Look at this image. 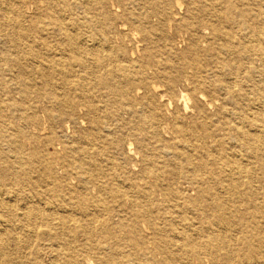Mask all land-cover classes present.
I'll return each instance as SVG.
<instances>
[{
  "label": "rangeland",
  "instance_id": "obj_1",
  "mask_svg": "<svg viewBox=\"0 0 264 264\" xmlns=\"http://www.w3.org/2000/svg\"><path fill=\"white\" fill-rule=\"evenodd\" d=\"M175 1L104 0L107 6L113 3L111 11L115 14L111 19L109 18V25L106 24L108 26H102L101 21L107 16L103 1L51 0L49 13L54 18L40 15L39 20L43 24L49 21L50 26L62 23L69 31L74 30L78 35L77 38L85 43V46H79L77 51H65L64 56L71 58L68 59L69 68L74 70L66 85L58 91L62 95L63 104L69 105L65 107L68 109L66 115L58 114L53 118L48 115L52 109L61 108L63 105L54 103L52 98L54 89L58 90L60 84L56 74L53 75L51 82L44 81L41 76H35L30 88L23 92L20 76L16 75L13 68L8 65L7 67L0 61V171L5 165H11L13 160L26 161V171L30 176L45 179L46 176L54 174V181H59L60 189L65 188L67 180L69 184L64 190L71 187L73 192L72 198L65 196L63 190L43 195L40 200L43 203L38 205L39 213L32 212L34 209L32 203L38 200L35 196L32 198L33 201L26 202L24 209L18 210L27 212V215H21L23 217L21 225H18L14 232L18 237L17 240L22 245L24 242L27 248H20L16 254L17 260L24 261V264H48L52 249L62 241L67 242L68 231L65 228L75 226L74 221L68 218L79 216L83 208H87L92 214L97 212V219L91 222L93 227L97 228V232L105 230L101 227L102 217L103 219L109 217L112 222L118 221L120 216L128 218L133 215L135 218L139 206L153 211L154 204L168 205L173 218H178V215L183 216L181 206L184 201L191 199L194 189L182 174L184 163L182 153L187 151L189 155L209 158L214 150H202V146L198 143L189 146L167 134L156 142V148L150 150V154H144L143 147L138 144V141L144 138L141 134L143 132L136 129V125L141 121H136L135 116L145 113L142 111L148 109L147 103L158 104L159 93L173 95L185 77L190 78L196 85H207V94L213 96H215L213 93L217 94V92L222 94V90H213L208 88V85L221 82L224 84V96L228 98L233 91L243 109H264V0H178L183 4L180 9L175 7ZM95 2L100 9L97 11L100 15L94 16L93 19L90 7H94ZM206 2L211 3L212 7L206 5L207 11L203 13L201 9ZM229 3L234 8L225 7ZM26 5L27 15L38 14L39 11L35 9L33 2L29 1ZM227 8L231 10L226 11ZM238 9L239 13L236 12ZM188 10H192L190 13L201 19L190 20ZM129 14L132 20L129 19ZM229 17H232L234 22H229L227 20ZM28 18L27 16L25 19ZM94 22L96 25L93 24ZM120 25L125 29L120 30ZM190 25H195L194 35L189 28ZM217 28L222 31L221 38L213 34ZM203 29L206 30L205 33L202 32ZM132 31L134 38H129ZM64 33L65 29L59 28L56 33L54 32L55 35L47 38L51 48L53 47L52 50H60L56 41L58 40L59 43V40L64 38ZM232 33L244 37V45H238ZM90 44L96 48L94 55L89 51ZM115 47H119L120 50H113ZM188 49H191L190 52ZM226 49H229L231 54L224 53ZM4 50L8 52L7 48ZM2 51L3 49H0V54H3ZM45 52L44 48H38L42 59L47 58ZM246 52L249 53L248 56ZM75 55L79 57L77 61L72 60ZM84 65L86 71L97 70L95 75L97 79L95 76L82 81L77 79L76 74L81 73ZM119 65L123 66L124 73H132L134 76L130 82L122 74L116 73L119 72ZM226 67L231 70V74L226 77L210 75L211 72ZM220 78H223V81H217ZM163 84H169L171 88L166 90ZM154 86H159L158 91L153 92ZM188 93L192 95L190 89ZM189 102L193 104L192 101ZM90 104L97 109L94 117L88 113ZM7 109H27L21 115H27L28 119L22 118L20 111L19 113L13 111L14 113L11 114ZM168 110L172 114L175 108ZM165 118L167 121L171 119L162 110V120ZM158 119L156 116V121ZM10 126L13 128L19 126V128L15 127L12 130ZM169 126L171 132V124ZM14 131L15 139L21 141L23 145V149L19 151L13 150L8 145V135ZM49 139L50 143L46 141ZM18 142L17 144H20ZM128 142H132L136 154L133 151V154L129 153ZM8 148L11 149L10 152ZM31 149H34V154L28 158L27 154ZM127 176L134 177L135 186L146 199L140 196L138 199L140 203L133 204L132 197L138 195L133 193L131 197H124L122 208H118L111 200V196L112 194L119 196V190L122 188L127 191L132 189ZM255 179H259V175ZM261 184H264V181L253 182L254 187ZM82 185L87 186V197L100 196L99 201L90 205L78 202L77 199L81 194L75 189ZM172 187L175 192L173 197ZM21 192L20 194L13 192L11 195L22 197L28 193V190ZM257 194L260 203L255 216L259 223L250 222L249 219H247L249 222L246 221L245 216L249 217L250 214L245 207L235 213L234 210L230 211L228 221L220 222L225 223L220 229H226L228 233V237L221 240L222 251L234 256L249 253L250 247L245 249L238 243L245 238L251 244L264 232V202H262L264 190L258 188L256 196ZM236 198L237 193L232 194L231 201ZM251 198L246 197L248 200ZM231 201L232 204L237 202ZM197 204L203 207L204 203L197 202ZM172 206L175 208H171ZM1 211L0 208V214ZM199 211L198 219H209L205 218L204 211ZM190 216L191 212H187L185 217L189 219ZM241 216L245 219L243 225L238 223ZM156 217V214L151 212L140 221L141 227L145 224L149 229L143 231L145 237L143 240H145L144 246L151 250V255L137 257L131 254L129 258L131 262L150 264L151 260H162V255L157 251L153 252V244L148 242L151 236L150 228L152 230L154 227L153 223L159 226ZM85 220H90V216H86ZM195 225L194 223L193 226ZM57 229L58 238L47 236L49 231ZM69 230L71 234L73 232L78 234L76 229ZM83 238L82 235L77 239L71 238L70 244L73 248L79 249V242L82 243ZM7 245L12 249L15 246L12 241H8ZM86 247L90 248L89 245ZM87 250H79L77 256L79 255L78 259L81 261L85 260V256L90 258L91 264H97L105 254L98 247L91 249V252ZM34 252L37 255L33 254ZM0 264L4 263L0 262Z\"/></svg>",
  "mask_w": 264,
  "mask_h": 264
},
{
  "label": "bare ground",
  "instance_id": "obj_2",
  "mask_svg": "<svg viewBox=\"0 0 264 264\" xmlns=\"http://www.w3.org/2000/svg\"><path fill=\"white\" fill-rule=\"evenodd\" d=\"M29 1L33 2L35 9L39 11L38 14L34 16L27 15L26 8L28 6L26 4ZM100 1L104 3V0ZM104 5L107 16L101 21L102 26L108 24L109 18L111 19L113 14H115L111 11L112 6H114L113 3L108 4V6L104 3ZM174 5L180 9L183 4L176 0ZM206 5L212 7L211 3L206 2L201 9L203 13L207 11ZM225 7L234 8L230 3ZM50 8L51 0H0V49H3V54H0V61L6 66L13 68L16 75L20 76L23 92L30 88L35 76H41L44 81L49 82L53 75L56 74L60 84L57 87L58 90L54 89L52 98L54 103L63 104L62 95L58 91L66 85L68 78L74 74V70L69 68L68 59L71 58L64 56L66 55L65 51H77L78 47L81 45L85 46V43L80 38H77L78 35L74 30L69 31L62 23L50 26L48 21L43 24L39 20L40 15L54 18L49 13L51 12V10L49 11ZM85 8L88 9L87 7ZM90 10L93 14V19L94 16L100 15L97 12L100 11L99 7L97 8V2H95L94 7H90ZM230 10V8H227L226 11ZM190 12L192 10H188L190 20L201 19ZM236 12L239 13V9ZM213 13L215 12L213 11ZM27 16L29 18L25 19ZM199 16L202 17L201 15ZM175 17L177 16L175 15ZM129 19L132 20L130 14ZM227 20L234 22L232 17ZM194 27L195 25L189 26L190 30L193 31V35L196 32ZM59 28L65 29L64 38L59 40V43L58 40L56 41L60 50H52L53 47L51 48L47 38L50 35H55L54 32L56 33ZM119 29L122 30L125 27L120 25ZM202 32L205 33L206 30L203 29ZM213 34L217 38L223 36L219 28L215 29ZM233 34L236 37V43L244 45L245 38L235 33ZM129 36V38H134L133 31ZM39 47L44 48L47 58H41L38 53ZM6 48L7 53L4 50ZM113 50L119 51L120 48L115 47ZM188 50L190 52L191 49ZM89 51L94 55L96 48L90 44ZM224 53L231 54L229 49H226ZM248 54L246 52L247 56ZM78 58L75 55L72 60L77 61ZM85 67V65L82 66L81 73L76 74L77 79L80 81L97 74V70L86 71ZM118 71L116 73L122 74L129 82L130 79L134 78L132 73H124L121 65H119ZM230 72L229 67H226L211 72L210 75L226 77L231 74ZM217 81H223V78ZM162 86L166 90L171 88L169 84H163ZM158 87L154 86L152 88L153 92L158 91ZM208 88L222 90V94L221 92H217L218 95L213 93L215 96L207 94V85H196L190 78L185 77L181 86L177 88V91L173 92V95L169 94L167 96L164 92L159 93L158 104L155 102L147 103L146 108L148 109L142 111L145 113L135 116L136 121H141V123L136 125V129L143 132L141 134H143L144 138H141L138 144L143 147L144 154H150V150L156 148V142L163 135L167 136V134H171L174 140L182 141L189 146L198 143L202 146V150H214L209 158L201 155H189L187 151L182 153L184 160L182 174L194 189L191 199L184 201L185 203L181 206L183 216L178 215V218H173L168 205L154 204L155 209L153 211L139 206L135 213V218L133 215L128 218L120 216L118 221L112 222L109 217L104 219L102 217L101 227L105 228V230L97 232V228L91 224L92 221L97 219V212L92 214L87 208H83L79 216L68 218V220L74 221L75 226L71 225V227L65 228L68 231L67 242L62 241L56 245L57 247L52 249L48 264H91V259L86 256L83 261L78 259L79 255L77 256V252L83 249H88L87 251L91 252V249L94 250L97 247L100 251L105 252L97 264H135L130 261L131 259L129 260L131 254L137 257L139 255H151V250L144 246L145 240H143L145 238L143 231H148L149 229H147L148 226H145V224H142L143 226L141 227L140 222L146 214L151 212L156 214L159 226L153 223L154 227H152V230L150 228L151 236L148 242L153 244V252L157 251L163 258L161 261L151 260L149 261L150 264H264V232L259 234L251 244L245 238H242L241 243L238 244H241L245 249L247 247L251 249L249 253L246 252L245 254L234 256L221 250L223 246L221 240L228 237V233L226 229H220L221 225H225V223L220 222L228 221L230 211L234 210L235 213L243 207L250 214L249 217L245 216L246 221L249 219L250 222L259 223L258 218L255 216L258 213L260 203L256 193L258 188L264 190V184L254 187L253 182L257 180L264 181V109H243V106L237 100V95L233 91L230 92L228 98L224 96V84L221 82L219 84L210 83ZM189 89L192 95L188 93ZM189 101H192L193 104H189ZM11 104L14 103L11 102ZM11 104L9 106H12ZM66 106L69 105L63 104L61 108H55L60 110L52 109L48 113L49 117L53 118L58 114L66 115L68 110L65 109ZM157 107L164 109H156ZM172 107L175 108V111L171 114L168 109ZM25 110L27 109H7L11 114L14 113L13 111H20V116L28 119L27 115H21ZM162 110L170 116L171 119L169 121L166 118L162 120ZM96 111L97 109H94V105L90 104L88 113L94 117ZM155 115L159 118L158 121H156ZM169 124L172 127L171 132H169ZM15 127L19 128V126ZM10 128L14 129L11 126ZM15 138L16 132H11L8 135V145L13 150L19 151V149H23V145L21 141L18 142L19 140L17 141ZM150 139L153 141H150ZM46 141L48 143L51 142L50 139ZM17 142L20 144H17ZM128 149L130 154H133V152L136 154L133 150L132 142H128ZM8 150L10 152L11 149L8 148ZM33 150L31 149L28 152V158L34 154ZM17 156L20 157L19 155ZM25 162L13 160L11 165H5L0 171V208L2 209L0 214V262L4 264H24V261L16 259V254L20 248H27V246L23 242L24 247L17 240L18 237L14 231L18 225H21L22 216L27 215V212H19L18 210L24 209L23 206L26 202L29 200L33 201L32 198L34 196L38 200L33 201L34 209L32 212L39 213V204L43 203L40 201L43 195L53 194L56 190H63L64 195H67L68 198H72L71 195H73L71 187L68 190H64L69 184L67 180L65 188L60 189L59 181H54V174L46 176L45 179L32 177L26 171L27 165ZM258 175L259 179H255ZM127 181L132 189L127 191L122 188L119 190L121 196L120 193L119 196L115 194L111 196V200L118 208H122V199L131 197L133 193L138 194L132 197L133 204L140 203L138 200L140 196L146 199L145 195L135 186L134 177L127 176ZM172 189L171 196L173 197L175 192L173 187ZM25 190H28V193L22 197L11 195L13 192L20 194L22 193L21 191ZM75 190L81 194L77 199L80 203H88L90 205L100 199V196L97 197L96 195L87 197V186L82 185ZM235 193H237V198L231 201L232 194ZM246 197L252 198L248 200ZM230 201L237 202L232 204ZM197 202L204 203L202 204L203 207H200ZM171 208H175V206ZM186 209L189 210L185 211ZM199 210L204 211L205 218L209 219H198ZM187 212H191L189 219L185 217ZM86 216H90L91 221H86ZM27 217H29V214ZM242 217L244 216H241L238 223L243 225L245 219ZM194 223L196 224L195 226H193ZM191 225L193 227H190ZM257 227L259 228V226ZM69 229L78 230V234L76 235L74 232L71 234ZM57 231L59 230L49 231L47 236L56 239L59 237ZM79 235L84 237L83 242L80 243V241V248L75 249L70 244V239H77ZM8 241L14 242L15 246L13 249L8 247ZM88 245L90 248L86 247ZM33 254L37 255L35 252Z\"/></svg>",
  "mask_w": 264,
  "mask_h": 264
}]
</instances>
